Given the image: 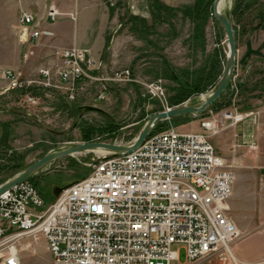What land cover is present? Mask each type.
<instances>
[{"label":"rangeland","instance_id":"374dc122","mask_svg":"<svg viewBox=\"0 0 264 264\" xmlns=\"http://www.w3.org/2000/svg\"><path fill=\"white\" fill-rule=\"evenodd\" d=\"M151 1L100 0L101 13L106 17L102 35L101 17L97 16L96 8L90 0L87 1L85 12L81 10L77 16L79 28L76 22L74 34H78L79 42H83L81 36L91 35L92 39L88 41L94 49L101 47L103 41L106 44L103 43L102 49L95 56L89 55L86 49L77 48L84 50L87 57L95 62L98 61L99 71L92 76L93 80L76 82L71 92L72 99L67 97L63 87L54 86L47 89L36 88L32 94L21 95L8 88V78L4 77L3 72L0 73V77L7 82L5 87L4 81L0 80V122L10 123L9 149L1 153L3 157L0 156V184L43 155L82 143L79 129L82 124L99 127L108 121L113 122L118 126L95 134L90 142L126 145L136 137L149 115L159 112L158 110L164 111L165 108L199 103L213 91L222 71L215 84L192 94L178 105H168L167 98L176 84L166 77L167 69L176 73L184 70L192 73L201 66L205 57L216 52L222 70L227 52L226 43L223 31L212 18L211 11H202L191 18L183 15V8L191 7L194 0H157L165 6L179 9L174 14L163 13L159 19L152 16ZM259 3L264 5V0H222L218 8L235 30V67L228 89L222 96V99H229V105L217 112L207 108L203 116L184 115L172 122L166 120V126L179 131L197 132L201 120L213 117L219 132L210 138V144L230 172H233L232 162L235 158L243 157L249 151L253 152L251 148L248 150L246 144L241 143L238 133L242 125L249 124L250 119L259 111L258 108L264 106V95L258 97L259 90L253 89L254 86L261 85L260 82L264 83V60L249 59L245 62L241 58V51H236L241 49L248 34L255 29L253 27L258 21L256 15ZM49 5L57 11L54 3ZM63 15L66 16V13ZM203 15H207L204 20L201 19ZM130 17L135 19L131 20ZM138 19L144 22H139ZM67 28L69 37L72 35V27L68 24ZM199 34L203 39L202 47L198 44L193 47ZM55 67L57 65L50 69L54 70ZM123 69L128 70V81L113 83L109 80ZM101 79L104 87L99 84ZM243 81L246 83L245 89L240 90L236 83ZM31 95L34 102L27 101V96ZM72 106L84 108L85 111L72 112ZM223 110L253 114L245 122L229 127L222 120ZM8 150L20 155V159L13 160L19 163L18 168H9L13 162L8 159ZM103 151H84L51 161L33 172L29 176L30 182L35 184L43 198L49 199L53 197L54 188L61 189L87 174L91 163L106 155L107 152ZM23 182L30 183L27 180ZM248 201L250 208L255 201L258 204L259 198H249ZM225 215L233 222L228 210ZM14 245L19 264H48L43 237L39 233L23 236ZM238 248L244 251L246 259H264V234L261 236L260 233L251 232L247 236H241L231 243L229 250L236 255ZM172 249L178 251L179 264H182L183 249L174 246Z\"/></svg>","mask_w":264,"mask_h":264},{"label":"built area","instance_id":"2783aa9c","mask_svg":"<svg viewBox=\"0 0 264 264\" xmlns=\"http://www.w3.org/2000/svg\"><path fill=\"white\" fill-rule=\"evenodd\" d=\"M60 15L49 5L45 18ZM66 16L74 20V13ZM18 24L20 36L38 38L39 31L28 30L34 25L31 13L22 11ZM53 55L57 67H39L34 79L4 71L8 88L63 87L72 99L76 82L98 74V61L84 50L71 47ZM128 76L123 69L109 80L126 82ZM252 114L223 110L221 117L234 127ZM218 132L213 117L201 120L197 132L172 126L151 130L133 150L107 152L91 163L86 175L49 203L28 182L3 191L0 264H19L14 243L36 233L43 237L48 264H179L173 246L183 249L182 264H239L229 250L239 234L225 215L233 175L210 144ZM260 180L264 183V169Z\"/></svg>","mask_w":264,"mask_h":264},{"label":"crops","instance_id":"0c3cea01","mask_svg":"<svg viewBox=\"0 0 264 264\" xmlns=\"http://www.w3.org/2000/svg\"><path fill=\"white\" fill-rule=\"evenodd\" d=\"M87 1L0 0V73L10 71L20 79H34L39 67L50 68L58 64L53 53L59 49L81 48L86 49L89 55L95 56L105 41L101 47L94 49L89 42L92 39L91 35L81 36L83 42H79L78 34H74L78 24L77 16L79 11L85 12ZM50 3H54L61 14L54 21L45 18ZM90 3L96 8L97 16L101 17L102 35L106 17L101 13L100 0H90ZM22 11L34 16V25L28 27V30L40 32L36 40L20 36L18 17ZM70 12L74 13V20L63 15ZM68 24L72 27V35L69 37ZM236 51H241V58L245 62L249 59L264 60V19L251 34H248L241 49L238 48ZM0 80L4 81L6 87V80L1 77ZM258 110L249 124L242 125L238 133L241 143L246 144L248 150L251 148L253 152L244 153L243 157L235 158L232 162L233 180L226 206L230 212L229 217L238 231V238L251 232L260 233L261 236L264 234V183L260 180V173L264 169V106ZM254 197L259 198L258 204L255 201L249 208L248 199ZM235 253L236 255H231L238 263H264V259L255 260L254 257V260L246 259L244 251L239 248Z\"/></svg>","mask_w":264,"mask_h":264},{"label":"trees","instance_id":"16d2710c","mask_svg":"<svg viewBox=\"0 0 264 264\" xmlns=\"http://www.w3.org/2000/svg\"><path fill=\"white\" fill-rule=\"evenodd\" d=\"M212 1L213 0H194L193 4L191 7L188 8H183L182 12L183 15L187 18H191L194 16H198V13L200 12H204V13H210L211 11V5H212ZM259 9L257 11V15L256 17H258V21L256 23V25L253 28H257V26L259 25L260 21L264 19V5L259 3ZM247 6V5H246ZM150 8H151V13L153 18L155 19H159L161 14H166V13H170V14H174L175 11L179 10V9H173L171 7L165 6L161 3H159L157 0H152L151 4H150ZM207 15H203L202 16V20H204V18ZM131 20H134V17H130ZM139 22H144L141 19H138ZM198 23V22H197ZM233 33L235 35V30L233 25L231 26ZM197 36V33L194 35ZM202 43H203V39L199 34L198 40L197 42L193 45V47L198 44L199 47H202ZM106 44V41H105ZM167 78L174 82L176 84L175 87L171 88L172 94H170L167 98V103L169 106H175L178 105L180 103H182L184 100H186L189 96H191L194 93L197 92H201L203 91L207 86H211L213 84L216 83L217 81V77L220 74V72L222 71L220 69V65L218 63V60L216 58V52L212 53L210 56L205 57V60L203 61V63L201 64V66L196 69L195 71H193L192 73H189L187 71H179L178 73L171 71L169 69H167ZM245 82H239L236 83V87L240 90L245 89ZM259 84V83H257ZM261 85H256L253 87V89L257 88V90H259L258 92V97L264 95V83H261ZM228 86V84H227ZM226 86L225 90L228 89V87ZM36 88H27V89H21V90H13V91H18L19 94L24 95L26 93L32 94L35 91ZM252 89V90H253ZM224 90V91H225ZM224 91L219 95V97L211 103V105L208 107L209 110H212V112H217L219 111L222 107H225L227 105H229V99H222L223 93ZM32 96V95H31ZM255 96V95H254ZM253 96V97H254ZM84 108L81 107H75L72 106L70 107V110L72 112L78 113L81 110H83ZM85 111V109L83 110ZM160 111V110H158ZM206 111H203L200 113V116H203L205 114ZM184 117V116H183ZM182 117V118H183ZM177 118L174 119H168L167 121L172 122L173 120H176ZM115 126H118L116 124H114L113 122L108 121L107 124L103 125V126H99V127H95L93 125H89L87 123L82 124L81 126H79L80 129V140L83 142H90L92 136H94L95 134H99V133H103L104 130L106 129H110L113 128ZM166 126V120L160 121L159 123H157L153 129L152 132L154 131H159L164 129ZM9 134H10V123L9 122H0V156L1 153L3 154L5 150L9 149L8 146V141H9ZM8 159L11 160V162H13L12 165L9 166V168H18L19 163H15V159H20V155L16 154L14 151L12 150H8ZM3 157V156H2ZM3 166V165H2ZM4 167V166H3ZM84 175L83 174L79 177L82 178ZM27 181L30 182V178L27 179ZM34 187L35 184H33L32 182H30ZM36 188V187H35ZM40 194V192H39ZM41 196V194H40ZM43 201L45 203H49L51 202L54 197H50L49 199L47 197H42Z\"/></svg>","mask_w":264,"mask_h":264},{"label":"water","instance_id":"95a60500","mask_svg":"<svg viewBox=\"0 0 264 264\" xmlns=\"http://www.w3.org/2000/svg\"><path fill=\"white\" fill-rule=\"evenodd\" d=\"M220 0H213L211 5V16L216 20L224 34L226 43V55L225 63L221 72V75L215 85L213 91H211L207 97L199 103L192 105H179L169 108L164 111L155 112L148 116L144 125L142 126L139 133L132 140V143L128 146L114 145L105 142H82L76 143L71 147H67L61 150L49 152L39 159L35 160L31 164L24 167L20 172L12 176L10 179L0 184V193L9 189L10 187L19 184L29 178L33 172L46 165L47 163L62 158L64 156H70L72 154L90 151V150H104L114 154L127 153L133 150L153 129V127L162 120L171 118H178L184 115L195 116L205 111L212 102H214L219 95L225 90L229 83L232 73L235 67V42L234 35L231 28V24L223 12L218 11L217 5ZM61 189L54 188L52 190V196L56 197Z\"/></svg>","mask_w":264,"mask_h":264},{"label":"bare ground","instance_id":"6f19581e","mask_svg":"<svg viewBox=\"0 0 264 264\" xmlns=\"http://www.w3.org/2000/svg\"><path fill=\"white\" fill-rule=\"evenodd\" d=\"M222 2V0H220L219 2H218V5H217V9L219 8V5H220V3ZM222 8V7H221ZM218 11H219V9H218ZM132 143V142H131ZM101 151V150H100ZM104 152V151H103Z\"/></svg>","mask_w":264,"mask_h":264}]
</instances>
